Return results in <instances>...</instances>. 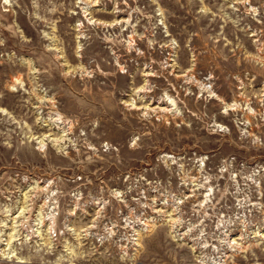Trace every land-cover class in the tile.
<instances>
[{
	"label": "rangeland",
	"instance_id": "374dc122",
	"mask_svg": "<svg viewBox=\"0 0 264 264\" xmlns=\"http://www.w3.org/2000/svg\"><path fill=\"white\" fill-rule=\"evenodd\" d=\"M0 264H264V0H0Z\"/></svg>",
	"mask_w": 264,
	"mask_h": 264
},
{
	"label": "bare ground",
	"instance_id": "6f19581e",
	"mask_svg": "<svg viewBox=\"0 0 264 264\" xmlns=\"http://www.w3.org/2000/svg\"><path fill=\"white\" fill-rule=\"evenodd\" d=\"M4 254V253H3ZM9 257H13L16 255L15 251L14 250H11L9 253ZM25 262V261H24Z\"/></svg>",
	"mask_w": 264,
	"mask_h": 264
}]
</instances>
